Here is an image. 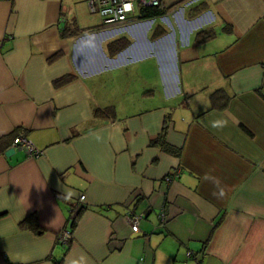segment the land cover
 <instances>
[{
	"label": "crops",
	"instance_id": "crops-1",
	"mask_svg": "<svg viewBox=\"0 0 264 264\" xmlns=\"http://www.w3.org/2000/svg\"><path fill=\"white\" fill-rule=\"evenodd\" d=\"M162 8L106 26L86 0H0V140L43 150L0 142V264H264V0Z\"/></svg>",
	"mask_w": 264,
	"mask_h": 264
},
{
	"label": "built area",
	"instance_id": "built-area-1",
	"mask_svg": "<svg viewBox=\"0 0 264 264\" xmlns=\"http://www.w3.org/2000/svg\"><path fill=\"white\" fill-rule=\"evenodd\" d=\"M90 12L100 16L103 25H123L140 19V12L143 8L162 6V0H86ZM13 148L23 150L30 157H38L43 150L38 148L24 134H18L11 143ZM170 181V176H166ZM85 196L82 194L78 202H83ZM144 212L130 210L124 215L125 221L130 225L132 232H139L140 222L144 218ZM159 226L163 225L164 213H160ZM72 239V231L65 228L58 235V241L68 243ZM189 255V252H188Z\"/></svg>",
	"mask_w": 264,
	"mask_h": 264
},
{
	"label": "trees",
	"instance_id": "trees-1",
	"mask_svg": "<svg viewBox=\"0 0 264 264\" xmlns=\"http://www.w3.org/2000/svg\"><path fill=\"white\" fill-rule=\"evenodd\" d=\"M163 12V8L162 6H156V7H149V8H143L139 14L140 18H149V17H154L156 15H159ZM202 34H200L203 38H205L209 32H201ZM128 42L126 41H121V40H114L110 46L113 48V51H115L114 49L116 50H119L120 48H123ZM66 78L62 79L61 81H65ZM221 97L223 100V103H220L222 104L220 107H224L226 102L228 101L229 99V94H226L223 90H217L215 91L214 93H212L211 95V101H212V105H217L216 102H218V98ZM105 112H108V113H112V108H107V109H104V110H100V109H96L94 111V116H97V117H102V115H104ZM242 126V125H241ZM244 128V127H243ZM245 129V128H244ZM19 131V132H18ZM16 132H14L10 137H4L0 140V142H2L3 144L5 143V145L3 146L5 148V146L9 145L12 143L13 141V138L15 136H17L18 134H24V132L18 130ZM163 131H165V126L163 127ZM150 145H153V146H160L161 149L165 152H168V153H171V154H174V155H179L180 154V150L171 146L170 144H168L164 138V135L163 134H160L159 136H157L156 138L150 140ZM72 208L70 209V215H69V218L71 219L70 220V225L68 226L69 229L73 232V228L76 226L77 224V219L78 217L80 216V214L87 209L86 205L82 204L81 202H78L77 201V204H74L73 206H71ZM103 207H100V209H102ZM38 224H37V218L35 215H30L28 216L27 218H25L24 220H22L20 223H19V227L20 228H33V227H36ZM70 242L68 243H65V245H69ZM191 255V253L189 252V255H188V252H187V256L189 257Z\"/></svg>",
	"mask_w": 264,
	"mask_h": 264
}]
</instances>
